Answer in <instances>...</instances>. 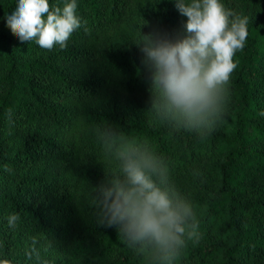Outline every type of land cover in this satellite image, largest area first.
I'll return each instance as SVG.
<instances>
[{"label": "trees", "instance_id": "1", "mask_svg": "<svg viewBox=\"0 0 264 264\" xmlns=\"http://www.w3.org/2000/svg\"><path fill=\"white\" fill-rule=\"evenodd\" d=\"M76 2L81 28L66 49L46 50L12 34L6 16L18 0H0V260L150 264L118 225L99 223L98 188L115 172L99 134L111 128L162 157L193 206L199 238L172 264H264V0H222L248 18L249 34L222 118L204 135L152 109L136 44L143 33L186 35L176 0ZM32 238L39 259L29 260Z\"/></svg>", "mask_w": 264, "mask_h": 264}, {"label": "clouds", "instance_id": "2", "mask_svg": "<svg viewBox=\"0 0 264 264\" xmlns=\"http://www.w3.org/2000/svg\"><path fill=\"white\" fill-rule=\"evenodd\" d=\"M186 16V35L172 40L155 33L136 44L144 53L151 75L152 109L178 127L204 135L222 118L228 85L237 67L234 56L248 37V18L226 9L222 0H176ZM77 2L63 8L49 0H18L6 16L7 27L20 41H35L42 49L56 45L66 49L81 28ZM102 147L115 172L98 188L95 206L99 223L119 231L129 246L150 264H172L187 240H198V221L191 202L170 182L164 159L145 142L116 130L99 134ZM18 214L7 218L17 227ZM36 239L25 256L39 259ZM0 264H12L8 259Z\"/></svg>", "mask_w": 264, "mask_h": 264}]
</instances>
